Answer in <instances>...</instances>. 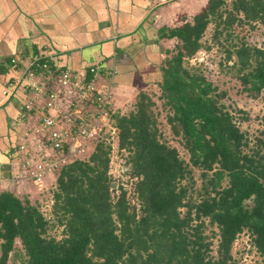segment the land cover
<instances>
[{"label":"trees","instance_id":"1","mask_svg":"<svg viewBox=\"0 0 264 264\" xmlns=\"http://www.w3.org/2000/svg\"><path fill=\"white\" fill-rule=\"evenodd\" d=\"M210 22L214 41L234 24L264 27V0H206L190 22L159 31L177 42L158 67L157 100L187 162L160 140L155 103L139 92L132 111L111 116L123 166L131 165L117 178L116 193L109 192L114 179L103 142L86 159L64 166L48 189L60 239L46 236L47 221L36 205L0 191V264L10 253L19 264H233L230 248L243 231L264 264V129L249 145L219 105L223 93L184 65ZM226 58L234 59L230 68L243 92L256 97L264 89L263 50L240 43ZM191 168L200 172L194 201L182 185ZM203 220L218 232L215 257L208 256Z\"/></svg>","mask_w":264,"mask_h":264},{"label":"crops","instance_id":"2","mask_svg":"<svg viewBox=\"0 0 264 264\" xmlns=\"http://www.w3.org/2000/svg\"><path fill=\"white\" fill-rule=\"evenodd\" d=\"M205 4L206 0H0V191L15 195L20 188L9 178L8 161L25 122L26 97L19 89L5 99L1 90L32 57L49 59L58 71H114L111 112L125 115L133 110L139 92L158 90V67L177 42L159 37L160 29L189 22ZM175 19L181 22L173 25Z\"/></svg>","mask_w":264,"mask_h":264},{"label":"built area","instance_id":"3","mask_svg":"<svg viewBox=\"0 0 264 264\" xmlns=\"http://www.w3.org/2000/svg\"><path fill=\"white\" fill-rule=\"evenodd\" d=\"M114 74L97 67L58 71L49 59L34 56L17 78L2 87L5 99L19 89L26 93L25 122L10 149L11 181L46 191L47 180L64 166L86 158L96 142H103L110 147L108 174L117 182L126 168L111 121Z\"/></svg>","mask_w":264,"mask_h":264},{"label":"rangeland","instance_id":"4","mask_svg":"<svg viewBox=\"0 0 264 264\" xmlns=\"http://www.w3.org/2000/svg\"><path fill=\"white\" fill-rule=\"evenodd\" d=\"M222 8L228 10L230 8L229 1H225V5ZM192 17L191 15L189 16V22ZM179 22L181 21L175 19L172 24L175 25ZM218 29L221 30L222 28ZM213 31L214 25L210 22L200 37L199 50L191 58L184 59V65L201 74L216 88V93H223V96L218 99L219 105L232 116L235 126L245 134L250 143L249 145H252L254 138L259 137L260 131L264 129V89L253 98L243 92L236 78V72L230 68L234 59L227 60L226 56L231 51L232 46L240 43H246L248 46L259 48L264 52V27L255 22L243 23L239 26L234 24L230 31L221 30L217 41L212 38ZM173 46L172 43L168 45L170 48ZM146 93L151 96L155 103L153 110L156 114L160 140L175 147L179 158L187 162V154L176 140L172 138L165 123L166 111L161 108V102L157 100L158 90L155 93L152 91H147ZM190 172V181L182 182V185L188 187L187 198L194 201L197 199L200 187V172L195 168H191ZM54 179L46 181L47 190L43 192L37 191L29 183H17V187L20 188L15 189L17 193L15 195L21 200L27 198L31 204L37 206L47 221L46 236L58 240L62 237V228L56 224V220L52 217L51 202L49 201L52 190H48L54 184ZM115 184L116 190L117 182ZM224 184L225 181L222 182V185ZM179 211L182 214L184 208ZM203 222L202 237L209 244L208 256L215 257L217 229L209 225L207 220H203ZM14 247L22 253L17 241H15ZM230 255L233 264H262L261 258L255 253L250 244V236L246 231L235 237L230 248ZM12 256V253L8 255L6 264H19V261Z\"/></svg>","mask_w":264,"mask_h":264},{"label":"water","instance_id":"5","mask_svg":"<svg viewBox=\"0 0 264 264\" xmlns=\"http://www.w3.org/2000/svg\"><path fill=\"white\" fill-rule=\"evenodd\" d=\"M130 168H131V165L130 164H127V166H126V171H129L130 170ZM115 180H113L111 183H110V190H109V192H110V194H115Z\"/></svg>","mask_w":264,"mask_h":264}]
</instances>
